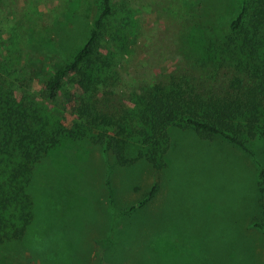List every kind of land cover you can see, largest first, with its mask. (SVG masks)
Listing matches in <instances>:
<instances>
[{"label":"rangeland","instance_id":"obj_1","mask_svg":"<svg viewBox=\"0 0 264 264\" xmlns=\"http://www.w3.org/2000/svg\"><path fill=\"white\" fill-rule=\"evenodd\" d=\"M102 2L0 0V89L11 91L12 103L27 95L42 101L44 81L85 43ZM240 2L112 0L102 53L112 58L113 101L122 103L121 91L187 72L188 36L218 33ZM169 135L173 145L159 173L144 163L112 165L107 177L89 139L52 148L33 169L29 237L0 246V264H264V231L251 224L264 207L261 145H250L251 157L221 137L203 140L190 129ZM154 182L152 198L126 212Z\"/></svg>","mask_w":264,"mask_h":264},{"label":"trees","instance_id":"obj_2","mask_svg":"<svg viewBox=\"0 0 264 264\" xmlns=\"http://www.w3.org/2000/svg\"><path fill=\"white\" fill-rule=\"evenodd\" d=\"M111 1L103 0L87 40L72 59L44 81L40 100L52 108L37 98L28 100V95L12 103L11 91L0 89V246L29 235L35 216L33 169L65 140L95 144L107 177L112 165L144 163L155 173L164 170L173 145L169 132L176 129H190L203 140L221 137L251 157L250 145L259 143L264 154V0H241L237 14L222 22L216 34H190L187 72L121 91L122 103L117 104L112 58L102 53L114 14ZM68 108L69 118L64 114ZM257 182L264 199L262 166ZM157 188L154 182L126 212L140 208ZM251 224L264 231V207Z\"/></svg>","mask_w":264,"mask_h":264}]
</instances>
